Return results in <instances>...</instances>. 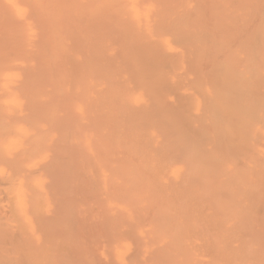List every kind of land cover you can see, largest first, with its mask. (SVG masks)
<instances>
[{"label":"bare ground","instance_id":"bare-ground-1","mask_svg":"<svg viewBox=\"0 0 264 264\" xmlns=\"http://www.w3.org/2000/svg\"><path fill=\"white\" fill-rule=\"evenodd\" d=\"M0 264H264V0H0Z\"/></svg>","mask_w":264,"mask_h":264}]
</instances>
